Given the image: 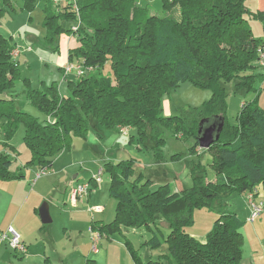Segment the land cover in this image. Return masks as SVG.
<instances>
[{
	"label": "trees",
	"instance_id": "obj_1",
	"mask_svg": "<svg viewBox=\"0 0 264 264\" xmlns=\"http://www.w3.org/2000/svg\"><path fill=\"white\" fill-rule=\"evenodd\" d=\"M161 1L163 15L138 0H66L56 12L45 9L48 43L65 31L77 37V45L68 49V62L81 64L84 72L68 80L67 96L59 93L54 81L34 88L29 78H22L16 60L21 51L0 32L3 144L11 145L9 140L23 123V139L31 151L28 164L45 174L55 156L69 149L74 137H85L89 128L135 127L138 146L155 153L167 128L176 137L193 138L190 150L194 152L199 147L201 123L222 120L218 139L201 148L211 156L214 176L208 178L198 168L192 171L191 187L175 191L164 180L152 187L150 177L135 172L132 157L105 161L102 172L110 173L115 217L109 223L93 219L90 226L101 236L121 227H145L149 237L144 244L153 249L161 244L160 225L164 224L167 248L155 258L143 261L137 249L124 242L133 264H241L244 221L224 206L232 193L253 192L255 197L257 185H264V109L257 98L243 103L236 124L231 125L225 119L222 88L239 77L248 88L260 79L259 89L264 92V71L245 74L260 66L258 50L264 51V40L252 35L248 19H260L264 26V10L250 11L245 0ZM32 3L24 0L25 7ZM3 12L0 4V15ZM106 62L113 70L112 78L101 71ZM20 79L34 114L16 107L14 85ZM184 80L210 88L212 96L198 107L162 115L161 96ZM11 160L6 151L0 153V180L23 177L21 172L10 173ZM203 205L218 216L199 239L186 228L193 222V209ZM85 264H95V260L86 257Z\"/></svg>",
	"mask_w": 264,
	"mask_h": 264
},
{
	"label": "rangeland",
	"instance_id": "obj_2",
	"mask_svg": "<svg viewBox=\"0 0 264 264\" xmlns=\"http://www.w3.org/2000/svg\"><path fill=\"white\" fill-rule=\"evenodd\" d=\"M65 1L33 0L30 7L24 6V0L0 1L4 7V12L0 15V32L10 38L21 51L16 57L21 77L29 78L34 88L54 81L62 96H67L69 93L68 80L76 77L73 72L64 75L59 67L68 62V49L77 45V37L75 33L65 31L60 33L56 41L48 43L45 40L43 20L46 8L56 12ZM138 2L142 6H148L156 14H164L161 0H138ZM245 5L250 11L257 9L256 0H245ZM248 24L252 35L264 40L262 20L249 18ZM101 71L111 78L114 76L109 62L105 63ZM262 71L264 67L259 66L247 70L245 74ZM241 80L242 78L238 77L223 83L225 119L231 125L236 124V117L243 103L257 98L259 106L264 109V92L259 89L260 79L253 81L252 88L241 83ZM24 90L23 81L21 79L16 81L14 85L16 107L34 114V108L26 99ZM211 96L210 88L199 87L187 80L181 81L178 87L161 96V114L176 115L182 110L200 106ZM3 122L4 120L0 122V153L6 151L10 155L12 159L9 164L10 173L14 175L21 172L23 177L0 181V231L6 232L11 227L20 237L25 238V235H29L31 239L28 241L30 251L24 256L16 254L6 241H0V255L3 253L2 257L6 260L4 264H61L60 255L65 259L63 264H84L85 253L91 254L90 258H94L95 264H133V259L124 245L126 240L137 249L143 261L150 256L155 258L160 252L165 251L167 245L163 238L168 229L161 224V244L157 248L151 249L144 244L149 237V231L145 227H121V230L116 229L108 235L102 234V237L100 235L97 244L98 253L92 252L91 236L99 232L92 231L91 220L101 218L102 221L99 220V223H109L115 217L116 199L109 194L110 173L103 171L100 180L95 184L93 181H88L92 173L94 177L98 175V171L107 159L120 160L122 157H132L135 160L136 173L142 171L151 179L164 176L166 178L164 182L167 181L170 188L177 190L191 187L192 171L195 173L198 168H201L208 178L214 176L209 165L211 160L209 152L203 149L191 152L190 147L193 144L191 137H176L164 128L163 142L158 145V151L156 150L155 153L152 148L138 146L135 127L125 128L121 132L114 128L103 127L101 129L104 135L100 138L95 135L92 128H89L85 137H74L70 148L55 156L51 169L46 172L58 174L51 179L52 181L59 177L63 180L66 177L71 180L78 173L76 183H89L92 187V199L87 201L84 199L87 195H84L77 199V205H72L75 203L65 205L62 202L61 192L57 188H51L49 184L46 190H42L44 197H39L37 190L28 195L35 186L31 177L38 168L28 164L31 151L23 139L24 125L20 123L14 131L9 140L11 145H4L1 127ZM175 153L179 156L176 157ZM29 177L31 180L28 183L26 178ZM154 182L158 183L159 180L154 179L152 187ZM73 186L67 189L68 197ZM256 189L258 194L254 199L257 203L262 201L263 206L261 213L254 219V224L248 220L250 209L247 207L244 195L232 193L225 200L224 209L234 211L244 221L240 227L243 238L242 258L251 264H264L263 183H259ZM27 198L28 201L25 203ZM44 202L49 206L52 221L40 229L42 223L39 215L34 213V206L39 209ZM217 216L216 210L205 205L197 206L193 209V222L186 230L189 233L206 234L212 228Z\"/></svg>",
	"mask_w": 264,
	"mask_h": 264
},
{
	"label": "crops",
	"instance_id": "obj_3",
	"mask_svg": "<svg viewBox=\"0 0 264 264\" xmlns=\"http://www.w3.org/2000/svg\"><path fill=\"white\" fill-rule=\"evenodd\" d=\"M256 8H260V9H262V10H264V0H256ZM70 47H72V46H70ZM69 47V48H70ZM19 56V55H18ZM63 67V66H62ZM62 67H59V69H61V71H62ZM63 72V71H62ZM124 128H128V127H124ZM114 129H116V130H118V132H121V128H114ZM93 131H94V133H95V135L98 137V138H100L101 136H103L104 135V132H102V129H100V130H95V129H93ZM106 133H108V132H106ZM93 137H95V136H93ZM199 149H201V147H198L195 151H197V150H199ZM204 150V149H203ZM194 151V152H195ZM121 159H126V158H121ZM108 160V159H107ZM110 161H113V162H115V161H118V159L117 160H115V159H109ZM73 166V165H72ZM71 166V167H72ZM35 173H36V171H34V173H33V176L31 177V178H33L32 179V182L34 183V188H33V190H31V191H29V194L28 195H30L31 194V192H34V191H36V192H38V196L39 197H41V196H43V192H42V190L44 189V190H46L47 188H48V184L51 186V188H57L60 192H61V195H62V202L66 205V204H72V203H75V204H72V205H77L78 204V201L76 200L75 202H71L70 200H69V197L67 196V189H69L71 186H73L74 184L76 185V184H78V183H76V182H78L77 180H78V173H76L73 177H72V179L70 180L69 178H67L66 177V179L65 180H63V179H61L60 177L59 178H56L54 181H52L51 179L53 178V177H56V176H58V174H56L55 172H53V173H50V174H48V173H46L45 175H43V176H40V177H38V178H35ZM60 173H62V172H60ZM94 174L92 173V175H91V179H93V176ZM93 176V177H92ZM31 178L29 177V179L28 178H26V180H27V182L29 183V181L31 180ZM90 178L88 179V181L90 180ZM154 179H156V180H159V181H162V180H164V179H166L164 176H156ZM154 179H152V180H154ZM20 180H22V179H20ZM23 180H25V178H23ZM0 181H4V180H0ZM55 182V183H54ZM93 184H95L96 182L94 181V179H93ZM74 185V186H75ZM170 185V184H169ZM171 187V186H170ZM172 190H175V191H177V189L176 188H171ZM57 191V190H56ZM92 187L90 186V191H89V194L84 198V199H87V201H89L90 199H92ZM60 194V193H59ZM69 195V194H68ZM19 196V195H18ZM45 196V195H44ZM43 196V197H44ZM29 197V196H28ZM51 197H52V195H51ZM88 197V198H87ZM245 197V201H246V196H244ZM27 201H28V198L27 199H25V203H27ZM81 201H82V199H81ZM261 204H262V206H263V203H262V201L260 202ZM47 204V203H46ZM246 204H247V202H246ZM47 206H48V204H47ZM247 207H249L248 206V204H247ZM100 210H102V208L100 209ZM48 211H49V206H48ZM34 213H37L38 215H39V209H37V206L35 205L34 206ZM50 213V212H49ZM261 213V212H260ZM51 217V216H50ZM39 218H40V215H39ZM93 219H95V218H93ZM92 219V220H93ZM40 220H41V218H40ZM91 220V221H92ZM96 220H101V218H97ZM51 221H52V218H51ZM50 221V222H51ZM102 221V220H101ZM255 220H253L251 223L252 224H254L255 222H254ZM41 223H42V227H40V229H42L43 227H44V225L45 224H47V223H43L42 221H41ZM49 223V222H48ZM254 229V228H253ZM254 230H256V229H254ZM191 235H193V236H195V237H197V238H199V239H203L204 238V236H205V234H198L197 232H192V233H190ZM29 235H25V238L23 237V236H21V239L25 242V244H26V246H27V250H26V253L27 252H29L30 250H29V240H31V239H29L30 237H28ZM102 237V236H101ZM91 242H92V240H91ZM1 244V243H0ZM91 250H92V252H94V253H98V250H97V247L95 248V250H93L92 249V246H91ZM3 256V253H2V255H0V264H4L3 262H6V260H5V257H2ZM6 256V255H5ZM89 256H91V254L89 253H85L84 254V258H86V257H89ZM94 259V258H93ZM59 260L61 261V264H63V262H65V259H63L62 258V256L60 255V257H59ZM84 264H85V259H84ZM241 264H251L249 261H246L245 259H243L242 258V260H241Z\"/></svg>",
	"mask_w": 264,
	"mask_h": 264
},
{
	"label": "built area",
	"instance_id": "obj_4",
	"mask_svg": "<svg viewBox=\"0 0 264 264\" xmlns=\"http://www.w3.org/2000/svg\"><path fill=\"white\" fill-rule=\"evenodd\" d=\"M71 2H75L76 0H70ZM73 8L76 9V4H73ZM14 55L18 54V50L13 51ZM258 63L260 66L264 67V51L258 50ZM63 72L65 74L74 73L76 76H80L84 72V67L79 63L67 62L63 65ZM121 131L125 130V128H121ZM102 173V168L98 171V175L95 176L94 181L98 182L100 180V175ZM44 174V171H38L35 173V178L40 177V175ZM90 191L89 183H78L71 188L69 199L72 202H75L77 199L81 198L84 195H88ZM246 202L250 209V214L248 216V220L252 222L261 212L262 204L257 203L254 199L253 192H249L246 194ZM94 232V231H93ZM100 239L99 233H93L91 236L92 240V249L95 250L97 244ZM0 241H6L9 247L18 254H25L27 250V246L25 242L21 239L20 235L15 232L11 227L8 228L6 232L0 231Z\"/></svg>",
	"mask_w": 264,
	"mask_h": 264
},
{
	"label": "water",
	"instance_id": "obj_5",
	"mask_svg": "<svg viewBox=\"0 0 264 264\" xmlns=\"http://www.w3.org/2000/svg\"><path fill=\"white\" fill-rule=\"evenodd\" d=\"M222 125V120L218 123L215 120H210V122L207 120L204 125L201 123L197 134L199 147L207 148L213 141L217 140L222 129ZM39 215L43 223L51 221L48 206L45 202L39 207Z\"/></svg>",
	"mask_w": 264,
	"mask_h": 264
}]
</instances>
